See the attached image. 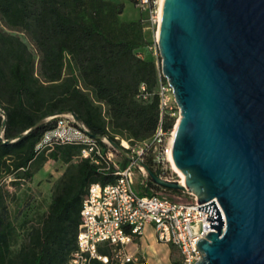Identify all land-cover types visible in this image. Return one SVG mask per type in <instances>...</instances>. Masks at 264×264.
<instances>
[{
    "label": "trees",
    "instance_id": "16d2710c",
    "mask_svg": "<svg viewBox=\"0 0 264 264\" xmlns=\"http://www.w3.org/2000/svg\"><path fill=\"white\" fill-rule=\"evenodd\" d=\"M123 9V2L113 0H0V20L23 32L34 47L0 28V180L5 175L30 179L47 159L76 162L16 250L0 186V264H68L88 185L115 179L80 157V145L38 147L55 125L48 117L73 113L93 139L117 144L120 138H150L160 121L165 130L173 129L176 117L168 111L161 115L158 82L165 79L160 66L141 55L150 44L144 22L122 20ZM126 163L123 157L121 166ZM144 163L158 176L177 178L169 169L154 168L150 159ZM147 184L174 201L183 194L149 178ZM142 192L149 194L147 187ZM99 250L108 253L109 248Z\"/></svg>",
    "mask_w": 264,
    "mask_h": 264
},
{
    "label": "water",
    "instance_id": "95a60500",
    "mask_svg": "<svg viewBox=\"0 0 264 264\" xmlns=\"http://www.w3.org/2000/svg\"><path fill=\"white\" fill-rule=\"evenodd\" d=\"M156 40L183 182L108 141L153 183L212 200L197 207L213 230L196 264H264V0H162Z\"/></svg>",
    "mask_w": 264,
    "mask_h": 264
},
{
    "label": "built area",
    "instance_id": "2783aa9c",
    "mask_svg": "<svg viewBox=\"0 0 264 264\" xmlns=\"http://www.w3.org/2000/svg\"><path fill=\"white\" fill-rule=\"evenodd\" d=\"M135 4L158 29L157 0H136ZM141 89H144L143 85ZM158 94L161 115L168 111L177 119L179 109L166 79L159 78ZM48 118H54L55 125L43 134L38 147L51 149L55 144L80 145V157L94 164L98 170L115 176L112 182L104 185L99 182L88 185L81 203L75 250L68 264H93L94 261L103 264H196L201 259L202 253L196 242L205 238L213 228L210 229V221L206 220L207 212L197 207L212 200L199 204L189 193L190 200L185 202L159 194L148 186L149 177L142 166L130 161L121 166L123 156L108 139L104 137L101 142L93 139L73 113H60ZM172 137L173 129L165 130L160 121L150 138L142 141L120 138L118 145L143 162L150 159L153 167H159L163 173L171 170L168 153L172 151ZM134 169L139 172L141 183L149 194L139 195L134 191ZM163 176L159 177L175 179L172 174ZM213 201L224 221L220 205L215 199ZM148 231L157 243L167 248L175 246L177 257L171 259L167 255H158L145 241ZM103 245L108 246V253L100 252Z\"/></svg>",
    "mask_w": 264,
    "mask_h": 264
},
{
    "label": "rangeland",
    "instance_id": "374dc122",
    "mask_svg": "<svg viewBox=\"0 0 264 264\" xmlns=\"http://www.w3.org/2000/svg\"><path fill=\"white\" fill-rule=\"evenodd\" d=\"M124 3L123 18H141L144 22V34L150 44L141 51V55L147 59L153 60L157 66H160V57L157 47L154 45L156 39V26L147 19L148 15L140 10L136 4H132L129 0H113ZM131 16V17H128ZM135 16V17H133ZM0 28L11 34L19 36L34 51V47L28 37L21 31L7 27L0 20ZM169 160V159H168ZM75 161L64 163L62 161H54L47 159L42 166L35 170L30 179H21L17 181L13 175H5L0 180V186L5 195V202L8 209L9 219L14 226V240L12 243L13 250L18 248L19 243L26 236L30 226L39 222L42 215L46 212L50 203L52 193L59 183L64 173H72L74 171ZM175 173V179H180L179 174L172 168ZM33 169V166L31 167ZM133 189L139 195H143V185L141 176L137 169L133 170ZM158 193L161 191H157ZM162 193V192H161ZM166 195V194H165ZM177 201H188L190 195L183 192L179 196H174ZM145 241L151 245L158 255H167L171 259L177 257L178 251L175 246L168 248L157 243L155 237L150 235V231L146 233Z\"/></svg>",
    "mask_w": 264,
    "mask_h": 264
},
{
    "label": "bare ground",
    "instance_id": "6f19581e",
    "mask_svg": "<svg viewBox=\"0 0 264 264\" xmlns=\"http://www.w3.org/2000/svg\"><path fill=\"white\" fill-rule=\"evenodd\" d=\"M157 4H158L157 14H158V19L160 20L162 0H157ZM156 36H157V32H156ZM168 159L170 161V164H171L172 168L179 174L180 181L183 182V175L177 169V167L174 164L173 157H172V151L171 150L168 153Z\"/></svg>",
    "mask_w": 264,
    "mask_h": 264
},
{
    "label": "crops",
    "instance_id": "0c3cea01",
    "mask_svg": "<svg viewBox=\"0 0 264 264\" xmlns=\"http://www.w3.org/2000/svg\"><path fill=\"white\" fill-rule=\"evenodd\" d=\"M124 9H125V7H124ZM124 9H123V12H122L121 15H120V18H121L122 20L136 19V18H123ZM128 17H131V16H128ZM133 17H135V16H133Z\"/></svg>",
    "mask_w": 264,
    "mask_h": 264
}]
</instances>
